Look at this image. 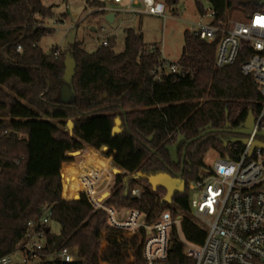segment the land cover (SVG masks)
<instances>
[{
  "label": "trees",
  "instance_id": "obj_1",
  "mask_svg": "<svg viewBox=\"0 0 264 264\" xmlns=\"http://www.w3.org/2000/svg\"><path fill=\"white\" fill-rule=\"evenodd\" d=\"M162 1L173 12L180 2ZM207 2L222 19L229 11L249 13L261 7L250 0ZM91 4L102 3L96 0ZM195 5L200 14L205 13L200 0H195ZM53 6L43 0H0V256L13 251L23 240L28 222L49 207L50 223L58 224L63 241L55 248V234L50 229L43 253L67 246L75 250L77 259H42L38 264H100L99 259L111 264L127 257V248L111 252L116 238L127 235L107 233L103 242L106 212L94 208L84 195L74 200L62 197L60 169L62 163L74 159L69 153L79 151L85 143L108 147L107 155H112V163L121 172L105 204L138 208L147 221L168 208V203L162 202L166 190H153L147 179L132 178L125 195V177L138 172H178L183 157L185 191L176 193L172 203L187 212L188 187L205 175L206 152L214 149L221 157L234 158L243 144L229 142L225 146L224 141L235 134L218 130L191 142L183 154L186 141L211 127L225 129L229 124V129L237 128L249 111L257 118L264 111V97L255 79L241 72L246 49L233 64L217 67V41L209 42L187 30L176 61L181 72L165 74L159 80L152 74L160 64L159 46L146 44L132 27L124 29L125 48L120 53L114 51V37L93 52H87L79 41L67 51L58 45L45 51L39 42L54 29L42 22L55 16ZM68 53L76 61L75 97L61 102ZM116 117L122 121V130L113 134ZM69 119L74 123L72 132L66 129ZM181 135L185 138L177 144L175 162L166 147ZM133 188L140 189L138 196L131 194ZM184 247L173 231L167 264H193Z\"/></svg>",
  "mask_w": 264,
  "mask_h": 264
},
{
  "label": "built area",
  "instance_id": "obj_2",
  "mask_svg": "<svg viewBox=\"0 0 264 264\" xmlns=\"http://www.w3.org/2000/svg\"><path fill=\"white\" fill-rule=\"evenodd\" d=\"M64 1L65 12L69 13L76 5L72 0ZM93 1L96 0H81L77 7L83 10ZM97 1L102 3V0ZM107 1L109 6L96 5L89 12L115 15L126 12L165 18L168 10L162 0ZM189 23L188 32L209 42L217 41V67L233 64L241 50L246 49L248 56L241 64V72L255 79L264 97V5L240 18H217L210 9L199 20ZM101 44L106 45L107 40ZM160 58V64L152 70L155 79L181 72L175 61H169L162 54ZM263 112L255 118L248 141L237 157L215 158L207 165L205 175L189 185L188 190L198 188L201 192L195 198H188L187 212L167 208L153 221H147L138 208L106 205L118 168L112 163V155L104 152V147L92 146L89 152L83 151L78 170L61 174L62 197L74 200L84 195L94 208L106 212L103 242L107 233L127 235V238H116L111 249L116 252L127 248V257L111 264H167L173 231L185 245L184 254L193 264H264V150L255 148L249 155L256 133L264 128ZM131 194L138 196L140 189L133 188ZM50 216L51 209L44 207L39 218L29 221L23 240L13 251L0 256V264H28L42 259L76 261L72 247L63 246L55 252L43 253ZM99 263L102 264L100 259Z\"/></svg>",
  "mask_w": 264,
  "mask_h": 264
},
{
  "label": "rangeland",
  "instance_id": "obj_3",
  "mask_svg": "<svg viewBox=\"0 0 264 264\" xmlns=\"http://www.w3.org/2000/svg\"><path fill=\"white\" fill-rule=\"evenodd\" d=\"M43 2L47 6L54 5L53 11L55 12L53 18L44 19L42 22L45 26L54 29L52 33L44 36L39 42V46L45 51L55 45L67 51L69 47L71 48L72 43L79 41L87 52H93L101 45L103 39L114 37V51L120 53L125 48L124 29L132 27L142 34L146 44H157L161 54L166 59L177 61L183 51L184 31L188 28L189 22L199 20L202 15L197 11L195 0H180L174 12L169 9L166 10L165 18L149 14L118 12L114 21L110 22L105 18L106 12L102 14H96L95 11L89 12L93 6H96L91 3L89 6H85L83 10L72 6L69 13L66 14L64 0H43ZM200 2L205 12H209L207 0H200ZM102 4L110 5L107 0H102ZM63 13L66 15L64 16ZM71 13L76 14L73 16ZM246 14H248L246 10L237 9L229 11L227 18H240ZM203 18L204 21L207 20L205 17ZM106 150L107 147H104V151ZM217 157L221 156L214 149H210L204 155L203 161L208 165ZM200 192L201 190L198 188L188 190L189 198H195ZM168 209L184 211L172 201L168 203ZM50 229L51 233L57 234L59 226L53 221L50 223ZM38 263L39 260H35L28 264Z\"/></svg>",
  "mask_w": 264,
  "mask_h": 264
},
{
  "label": "water",
  "instance_id": "obj_4",
  "mask_svg": "<svg viewBox=\"0 0 264 264\" xmlns=\"http://www.w3.org/2000/svg\"><path fill=\"white\" fill-rule=\"evenodd\" d=\"M250 1L257 3L260 6L264 5V0H250ZM105 18L108 21L112 22V21H114L115 13H107L105 15ZM64 66H65V69H64V74L62 77V81L64 83L60 88L59 100L61 102H69V101L73 100L75 97V90H74V87L72 84V80L75 76V70H76V61L70 53H68L65 57ZM121 122L122 121L119 117L115 118V125L112 129L113 134L121 132V130H122L120 128ZM254 124H255V116L252 114L251 111H249L248 116H247L246 120L244 121V123L237 128L229 129V124L226 125L225 129H216L213 127L208 128V129L202 131L201 133H199L197 136H195L191 139H188L186 141L183 154L185 152V148L191 142L195 141L198 138L205 136L208 133L215 132L218 130L219 131L230 130L233 134H235L232 137H230L229 139L224 141L225 146L229 142L230 143L239 142V143L245 145L248 141L247 136L251 134L252 129L254 127ZM73 126H74L73 121L69 119L67 121V124H66V129L69 130V132H72ZM256 137H264V128L256 133ZM184 138H185L184 135H181L178 137L176 143L166 147L167 150L170 152L172 159L175 162H178L177 144L179 143V141L183 140ZM104 147H106V146H104ZM255 148H260V149L264 150V141H260L259 139L256 138L250 146L249 155L252 153V151ZM108 151H109V148L107 147V150L104 152L107 153ZM132 178L147 179L149 185L151 186V188L153 190H156L158 188H164L166 190V193H165L164 197L162 198V202L170 203L172 201L173 196L176 193H183L185 191L186 183H185V180L183 178V157H182L181 170L178 172L169 171V172L157 173L154 175H147V174L138 172L137 174H133V175H129V176L125 177V179H124V185H125L124 194L125 195H127L129 192L128 182ZM49 230H50V227H46V232H48ZM54 240H55L54 241V247L56 248L58 245H60L62 243L63 237L59 233H57L54 235Z\"/></svg>",
  "mask_w": 264,
  "mask_h": 264
},
{
  "label": "crops",
  "instance_id": "obj_5",
  "mask_svg": "<svg viewBox=\"0 0 264 264\" xmlns=\"http://www.w3.org/2000/svg\"><path fill=\"white\" fill-rule=\"evenodd\" d=\"M72 2L74 4V6L76 5L75 7H77L78 5H80L81 0L80 1L72 0ZM75 14L76 13H73V14L71 13V15H73V16H75ZM103 40H108V39H103ZM91 148H92L91 145L85 143L83 148L80 149L79 151L74 152V153H69V155L74 156V159L72 161H68V162L62 163L61 169H60L61 174H63L64 172H68V171H76V170H78V168L80 166L79 163L83 159V156H82L83 151H88L89 152V150H91ZM117 172L120 173L121 170L118 168ZM99 255H100V252H99Z\"/></svg>",
  "mask_w": 264,
  "mask_h": 264
},
{
  "label": "flooded vegetation",
  "instance_id": "obj_6",
  "mask_svg": "<svg viewBox=\"0 0 264 264\" xmlns=\"http://www.w3.org/2000/svg\"><path fill=\"white\" fill-rule=\"evenodd\" d=\"M257 139H259L260 141H264V137H256Z\"/></svg>",
  "mask_w": 264,
  "mask_h": 264
}]
</instances>
